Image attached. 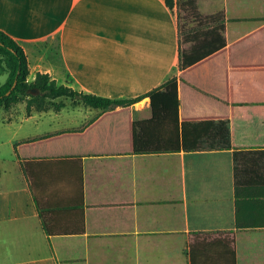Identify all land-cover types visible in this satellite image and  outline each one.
Returning a JSON list of instances; mask_svg holds the SVG:
<instances>
[{"label": "crops", "instance_id": "obj_1", "mask_svg": "<svg viewBox=\"0 0 264 264\" xmlns=\"http://www.w3.org/2000/svg\"><path fill=\"white\" fill-rule=\"evenodd\" d=\"M127 1L117 11L118 25L112 18L116 16L108 17L117 27L118 39L97 59V70L106 72V79L111 85L117 81L116 85L106 87V92L85 93L133 98L180 76V57L176 76L169 78L164 68L160 71L166 62L176 61L174 56L159 55L157 35L160 27L179 28L175 15L174 22L168 17L177 6L172 9L165 0ZM219 1L225 12L227 46L264 28V0H197L198 9L203 15L215 14ZM205 5H209L206 12L202 11ZM162 12L166 22L159 19ZM150 31L155 34H147ZM124 32L129 34L121 38ZM128 37L129 41L124 39ZM182 37H175L176 42L182 44ZM175 44L169 43L172 48ZM247 51L246 45L235 49ZM91 54L71 55L72 72L89 77L94 71L87 62ZM245 57L241 63L253 58ZM113 71L119 73L117 79L110 76ZM256 71L261 83L249 80V74L235 80L230 107L206 109L217 124L221 119L228 121L230 133L228 138L217 137L219 146L50 156L47 159L52 160L38 165L35 181L41 203L59 207L80 201L82 164L86 227L82 234L47 233L23 167L26 160L18 157L15 143L81 132L103 109L85 104L53 115L41 110L0 122L8 130V136L0 139V264H264V183L247 184L255 175L264 176V65ZM42 72L60 79L51 68ZM131 107L134 120L153 115L149 96ZM115 140L120 143L125 137H112ZM207 141L203 138L204 144ZM237 179L241 190L262 196L237 198ZM57 218L59 224L75 219L67 213Z\"/></svg>", "mask_w": 264, "mask_h": 264}, {"label": "trees", "instance_id": "obj_2", "mask_svg": "<svg viewBox=\"0 0 264 264\" xmlns=\"http://www.w3.org/2000/svg\"><path fill=\"white\" fill-rule=\"evenodd\" d=\"M170 8L177 6L179 12L188 11L199 25L194 30L184 32L182 42L189 44L180 53V76L170 79L143 95L133 98L113 99L102 94L85 93L66 84H59L49 72L38 71L34 81H29L30 62L25 48L8 31L0 28V71H8L7 82L0 87V105L8 104L14 96L29 97L28 114L34 110H46L47 105L34 107L33 101H44L60 97L77 98L85 104L102 108L101 116L81 132L63 133L28 143H15L19 158L25 159L23 167L30 178L31 188L36 198L40 215L49 235L82 234L86 231L83 196V168L80 164L81 199L70 200L67 205L45 207L41 203L37 189L35 170L38 165L48 162L50 156H70L75 154H104L111 152H162L194 150L203 146L215 147L217 137H226L230 131L227 120L217 124L214 114L206 109H221L233 101L235 80L250 75L249 80H261L256 67L263 66L264 28L227 46L225 37L224 9L212 15H203L197 0H165ZM246 45L245 52H235ZM245 56H251L249 62ZM250 59V58H248ZM240 61V63H239ZM247 66V67H246ZM253 68L254 70L250 69ZM37 92L32 93L31 88ZM149 96L153 115L146 120L132 119L131 105ZM223 100V101H221ZM117 106L121 108L117 109ZM108 109V110H106ZM195 109V113L189 112ZM222 111V110H218ZM124 136L123 142L112 141V137ZM207 138V143H203ZM228 143H222L227 146ZM46 147V150L44 149ZM37 158V159H36ZM264 183V176L255 175L250 183ZM237 179V198L255 200L262 194L257 191L241 190ZM64 208V209H61ZM67 213L75 219L59 224L61 215ZM238 221L240 219L238 218ZM240 224L241 221H240Z\"/></svg>", "mask_w": 264, "mask_h": 264}, {"label": "rangeland", "instance_id": "obj_3", "mask_svg": "<svg viewBox=\"0 0 264 264\" xmlns=\"http://www.w3.org/2000/svg\"><path fill=\"white\" fill-rule=\"evenodd\" d=\"M124 0H0V28L8 31L16 40L23 45L29 58L31 72L29 81H34L37 71L51 68L58 76L59 84L68 83L80 91L106 92V87H114L110 79H106V72L97 70L99 61L106 52V46L111 45L112 40L118 39L117 27L110 23L108 17L111 15L118 25V10ZM129 0L126 3H128ZM111 4V5H110ZM207 4V3H206ZM209 5L202 7L206 12ZM213 6V5H212ZM216 12L222 8L221 1L216 4ZM188 11L178 12L177 9L169 11V20L174 22L173 14L179 22L176 31H165L161 27L157 32L159 40V55L174 56L175 63L166 62L160 71L165 70L169 78L176 76L179 70V57L184 44L177 41L179 35L182 37L183 31L194 30L198 25ZM164 12L159 19L166 22ZM160 20V21H161ZM176 20V21H177ZM156 22V20H155ZM169 24V22H168ZM148 25V24H147ZM124 34L122 33L121 38ZM144 34V33H143ZM154 35V32H147ZM146 34V35H147ZM127 41L130 38H124ZM161 39V40H160ZM179 39V38H178ZM173 40L175 44L172 48L169 43ZM169 42V43H168ZM180 44V46H179ZM88 45L90 47L85 48ZM110 49V48H109ZM112 50V49H111ZM81 51L87 52L90 67L94 68L89 77L82 72L73 73L71 70L72 57L80 54ZM172 51V52H171ZM86 54V53H85ZM86 54V55H87ZM86 55H82L85 56ZM80 57V56H79ZM74 58V57H73ZM104 58V57H103ZM86 61V60H85ZM84 61V62H85ZM76 66V64H74ZM82 66V65H80ZM71 70V71H70ZM110 76L117 79L119 73L111 72ZM9 78L8 71H0V87ZM114 81V80H113ZM29 97L14 96L8 104L0 105V122L20 119L23 115H28L27 102ZM47 105L51 115L55 112L72 108L85 103L80 98L60 97L53 100L33 101V106L42 107ZM40 110H34V114ZM8 136V130L0 124V139Z\"/></svg>", "mask_w": 264, "mask_h": 264}, {"label": "water", "instance_id": "obj_4", "mask_svg": "<svg viewBox=\"0 0 264 264\" xmlns=\"http://www.w3.org/2000/svg\"><path fill=\"white\" fill-rule=\"evenodd\" d=\"M30 91H31L32 93H35V92L38 91V89H37L36 87H33V88L30 89ZM77 98H80V95H78Z\"/></svg>", "mask_w": 264, "mask_h": 264}]
</instances>
